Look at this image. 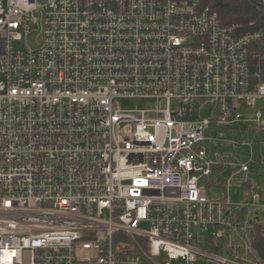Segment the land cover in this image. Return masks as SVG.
Instances as JSON below:
<instances>
[{
	"label": "built area",
	"instance_id": "obj_1",
	"mask_svg": "<svg viewBox=\"0 0 264 264\" xmlns=\"http://www.w3.org/2000/svg\"><path fill=\"white\" fill-rule=\"evenodd\" d=\"M260 99L264 17L0 0V264H264Z\"/></svg>",
	"mask_w": 264,
	"mask_h": 264
},
{
	"label": "trees",
	"instance_id": "obj_2",
	"mask_svg": "<svg viewBox=\"0 0 264 264\" xmlns=\"http://www.w3.org/2000/svg\"><path fill=\"white\" fill-rule=\"evenodd\" d=\"M200 4L217 12L225 23H239L245 29H248L249 23L264 17V10L250 0H200ZM258 234L256 246L264 258V236Z\"/></svg>",
	"mask_w": 264,
	"mask_h": 264
},
{
	"label": "rangeland",
	"instance_id": "obj_3",
	"mask_svg": "<svg viewBox=\"0 0 264 264\" xmlns=\"http://www.w3.org/2000/svg\"><path fill=\"white\" fill-rule=\"evenodd\" d=\"M119 105L123 109H134V108H149V102H143L138 100H120ZM256 107H264V99L257 100Z\"/></svg>",
	"mask_w": 264,
	"mask_h": 264
}]
</instances>
